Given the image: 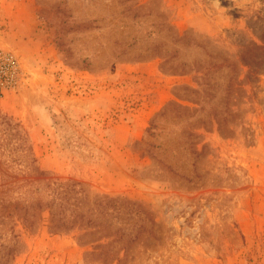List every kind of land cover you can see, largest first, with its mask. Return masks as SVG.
Here are the masks:
<instances>
[{"label": "rangeland", "instance_id": "obj_1", "mask_svg": "<svg viewBox=\"0 0 264 264\" xmlns=\"http://www.w3.org/2000/svg\"><path fill=\"white\" fill-rule=\"evenodd\" d=\"M0 51V264H264V0H0Z\"/></svg>", "mask_w": 264, "mask_h": 264}, {"label": "built area", "instance_id": "obj_2", "mask_svg": "<svg viewBox=\"0 0 264 264\" xmlns=\"http://www.w3.org/2000/svg\"><path fill=\"white\" fill-rule=\"evenodd\" d=\"M18 72V63L9 51H0V94L11 86Z\"/></svg>", "mask_w": 264, "mask_h": 264}, {"label": "trees", "instance_id": "obj_3", "mask_svg": "<svg viewBox=\"0 0 264 264\" xmlns=\"http://www.w3.org/2000/svg\"><path fill=\"white\" fill-rule=\"evenodd\" d=\"M59 215L57 216V218H54V214H52V219L51 220L53 222V225H55V226H58V224H60V223L63 224L62 222H64V220H66L65 219L66 218V214H65L64 210H61V214H59Z\"/></svg>", "mask_w": 264, "mask_h": 264}]
</instances>
